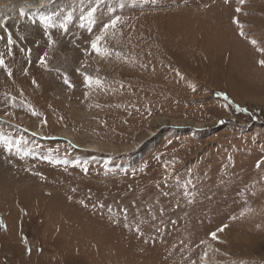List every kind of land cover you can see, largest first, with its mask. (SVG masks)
Wrapping results in <instances>:
<instances>
[{"label":"rangeland","instance_id":"374dc122","mask_svg":"<svg viewBox=\"0 0 264 264\" xmlns=\"http://www.w3.org/2000/svg\"><path fill=\"white\" fill-rule=\"evenodd\" d=\"M30 1L0 19L32 32L0 27V264H264V0Z\"/></svg>","mask_w":264,"mask_h":264},{"label":"bare ground","instance_id":"6f19581e","mask_svg":"<svg viewBox=\"0 0 264 264\" xmlns=\"http://www.w3.org/2000/svg\"><path fill=\"white\" fill-rule=\"evenodd\" d=\"M19 1V2H18ZM24 1H29V0H0V19L2 20V18H4V17H7V16H9L10 14H13V15H17V13H13L12 12V10L13 9H16L17 7H19L20 5V3L23 5V2ZM32 1V0H31ZM30 1V2H31ZM37 1V0H36ZM45 0H38L37 2H34L32 5H34V8H36L37 6H39V7H43V5H42V3L44 2ZM16 2H18V4L16 3ZM30 2H26L24 5H27V3H30ZM16 3V4H15ZM46 3V2H45ZM10 4V5H9ZM9 5V6H8ZM21 7V6H20ZM33 7V6H32ZM23 12V11H22ZM19 16H22V14L20 15V14H18V16H17V18L19 17ZM9 21H11V19L9 20ZM9 21H7L8 22V24H11ZM18 25L20 26V29H22V26L21 25H24V24H22V23H20V22H18ZM27 27V26H26ZM0 30H1V28H0ZM23 31V30H22ZM22 31H20L21 33H22ZM11 34H17V36H20V38H21V40L22 39H24V38H26V37H29V35L28 34H32V32H27V33H19V29H17V30H15V31H13V30H11V32H10ZM0 35H1V33H0ZM43 35H45L46 36V34H43ZM2 36V35H1ZM26 36V37H25ZM14 37V36H13ZM12 37V38H13ZM31 38H29V40L31 39V42H28V47L31 49L32 48V46H35V47H37L38 45H40V46H42L44 43H43V41L42 40H37V39H35V38H33V36H30ZM32 39H33V41H32ZM41 39H43V38H41ZM13 40H14V42H15V39L13 38ZM28 47H27V49H28ZM44 53V52H43ZM42 53V54H43ZM29 54V51L27 50V55ZM26 55V56H27ZM32 56V55H31ZM30 55H29V57H31ZM54 57V56H53ZM34 59H37L36 57L34 58ZM32 64V63H31ZM39 69V68H38ZM40 71H41V69H40ZM39 72V71H38ZM44 74V73H43ZM90 150L91 149H94V148H96L95 146H89L88 147Z\"/></svg>","mask_w":264,"mask_h":264},{"label":"snow or ice","instance_id":"6c2138e0","mask_svg":"<svg viewBox=\"0 0 264 264\" xmlns=\"http://www.w3.org/2000/svg\"><path fill=\"white\" fill-rule=\"evenodd\" d=\"M236 11H237V13H239V12H240V9L237 8ZM22 14H23V13H22ZM116 23H117V21H116V20H113L111 26H114ZM234 23L239 24V21H238V20H234ZM0 27H4V25H3V24H0ZM4 31H5V32H8V29H7L6 27H4ZM105 31H106V29H105ZM241 35H243V33H241ZM0 39H2V37H0ZM100 39H101V38L98 36V37L96 38V40H94V41L91 43V48H92L93 52H95L96 54H100V52H101V48H100ZM7 42H8L9 48H10V50H11V46H12L15 42H14V40H13V38H12V34H11L10 32H8ZM252 43L255 44L256 42H255V41H252ZM40 62H41V64H44V63H45V59L42 58ZM260 63H261L262 65H264V61H261ZM0 69H4L5 71H7V68H6V65H5V61L3 60L2 57H0ZM8 74H9V76H11V72H9ZM34 83H35V82H34ZM65 83H68V81H65ZM85 83H86V84H91V83H92L91 78H90V77H85ZM95 83H96V84H99L100 81L97 80V81H95ZM69 86H71V85H69ZM5 143H6V145H7V150H8V151H11V149H12V144H11V142L5 141ZM226 227H227V225H224L223 227H221V228L219 229V231H220V232H223L224 229H225ZM210 235H211V238H212L213 240H215V239L217 238V233H216V232H212Z\"/></svg>","mask_w":264,"mask_h":264}]
</instances>
